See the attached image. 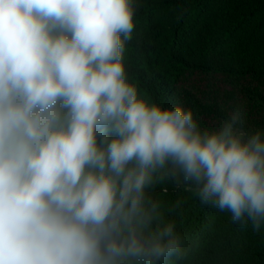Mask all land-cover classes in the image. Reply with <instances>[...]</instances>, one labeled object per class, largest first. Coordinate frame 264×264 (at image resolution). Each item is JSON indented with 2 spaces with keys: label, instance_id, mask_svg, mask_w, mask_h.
<instances>
[{
  "label": "clouds",
  "instance_id": "1",
  "mask_svg": "<svg viewBox=\"0 0 264 264\" xmlns=\"http://www.w3.org/2000/svg\"><path fill=\"white\" fill-rule=\"evenodd\" d=\"M138 0H0V264H185L150 194L171 179L264 227V133L202 129L128 65ZM177 202L176 207H180Z\"/></svg>",
  "mask_w": 264,
  "mask_h": 264
},
{
  "label": "trees",
  "instance_id": "2",
  "mask_svg": "<svg viewBox=\"0 0 264 264\" xmlns=\"http://www.w3.org/2000/svg\"><path fill=\"white\" fill-rule=\"evenodd\" d=\"M138 3L127 58L143 94L164 108L192 109L200 127L209 130L230 115L206 97L204 88L212 90L222 82L261 107L264 0ZM244 129L260 131L246 123ZM150 194L161 203L165 221H174L187 238L193 251L185 264H264V227L254 231L250 223H233L230 213L202 205L191 186L171 179Z\"/></svg>",
  "mask_w": 264,
  "mask_h": 264
},
{
  "label": "rangeland",
  "instance_id": "3",
  "mask_svg": "<svg viewBox=\"0 0 264 264\" xmlns=\"http://www.w3.org/2000/svg\"><path fill=\"white\" fill-rule=\"evenodd\" d=\"M198 85V81H196ZM204 88V87H201ZM206 97H209L210 101L218 104L222 109L226 110L229 115L236 105H241L244 109L245 123L252 129H258L264 133V103H261V107H258L253 101L247 100L244 96L236 94L232 87L225 83L217 84L212 90L204 88ZM219 126L215 122L212 123V128Z\"/></svg>",
  "mask_w": 264,
  "mask_h": 264
}]
</instances>
